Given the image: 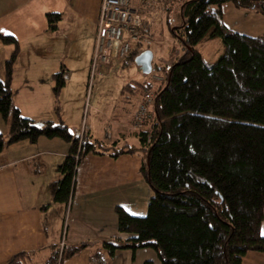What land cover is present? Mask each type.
I'll return each mask as SVG.
<instances>
[{
    "label": "trees",
    "instance_id": "obj_1",
    "mask_svg": "<svg viewBox=\"0 0 264 264\" xmlns=\"http://www.w3.org/2000/svg\"><path fill=\"white\" fill-rule=\"evenodd\" d=\"M165 1L179 3L181 22L171 31L186 54L164 66L155 64V69L167 72L158 90L151 81L123 87L127 97L152 93V110L144 126L135 130L140 145L111 153L143 155L140 171L154 192L148 212L133 215L116 206L119 230L127 238L100 244L82 241L62 250L53 244L41 264H63L84 249H90L93 264H107L122 248H153L161 264H244L249 251L264 252V36L231 29L223 14L224 3L232 2L264 15V0ZM61 19L60 13H48L49 28L58 29ZM215 39L221 40L222 52L209 61L202 48ZM0 41L14 45L5 62V78H0V114L9 125L7 136L0 132V152L40 137L69 142V152L57 167L58 178L49 187L55 202L70 204L84 157L105 153L113 145L92 140L89 133L73 134L61 118L39 125L24 116L13 102L12 86L20 46L13 35L0 33ZM142 44H134L124 61H135ZM52 78L59 114L65 69ZM32 255L20 252L7 264H27Z\"/></svg>",
    "mask_w": 264,
    "mask_h": 264
},
{
    "label": "crops",
    "instance_id": "obj_2",
    "mask_svg": "<svg viewBox=\"0 0 264 264\" xmlns=\"http://www.w3.org/2000/svg\"><path fill=\"white\" fill-rule=\"evenodd\" d=\"M158 1L133 0V3L142 7L150 4L154 8L159 5ZM101 2L0 0V33L15 36L20 46L13 72V102L24 116L37 124L61 118L73 134L80 135L85 71L94 51ZM48 13L61 14L58 29L49 28ZM223 14L225 24L231 29L264 36L263 14L236 7L232 2L224 3ZM144 25L145 20L142 35L152 39ZM154 43L152 71L161 61L156 54L162 50L161 43ZM12 49V45L0 41V78H5V62ZM145 49H153V46L148 48L142 44L141 52ZM124 60L113 66H123L127 63ZM62 67L66 83L59 98V115L55 109L52 76ZM125 85L121 88L120 99L127 103L133 101V105L119 109L114 104L112 115L102 118L99 114V119H103L102 129L97 128V118L92 116L88 125L92 140L105 141V146L114 147L105 153L91 152L84 157L77 169L75 193L70 204L55 202L49 187L58 178L57 167L69 152V142L59 137H40L37 142L20 141L0 152V264H7L20 252L33 254L27 264L43 263L52 253L51 246L57 244L62 235L67 214L69 222L65 236L68 244L82 241L100 244L127 238L128 235L119 230L116 206L124 207L133 215L147 214L154 192L140 171L143 155L140 152L121 153L117 157L111 154L125 145H140L136 131L127 126L143 97L124 96ZM0 132L4 136L9 132L8 122L1 114ZM132 135L134 143H126ZM261 229L264 235V218ZM91 254L90 249H84L63 264H93ZM147 260L161 264L157 252L150 247L135 252L118 249L107 264H144ZM244 264H264V252L249 251L244 256Z\"/></svg>",
    "mask_w": 264,
    "mask_h": 264
},
{
    "label": "rangeland",
    "instance_id": "obj_3",
    "mask_svg": "<svg viewBox=\"0 0 264 264\" xmlns=\"http://www.w3.org/2000/svg\"><path fill=\"white\" fill-rule=\"evenodd\" d=\"M158 2L159 5H156L154 8H151L150 4L143 5V18L145 20L144 29H147L146 32L151 35L153 39L152 40L150 38V45L153 46V51L155 50L154 42L161 43L162 50L161 53L156 54V58L161 60L158 65L164 66L170 61H176L184 57L186 54V50L183 49L181 43L176 37L173 36L171 31V26L178 25L181 22L179 3L167 2L165 0H159ZM125 38H127V36ZM136 43L137 42H135V44ZM152 43H154V45ZM10 45L13 46L12 50H14V45ZM202 52L206 59H208L209 61H214L222 52L221 40L215 39L207 42L202 48ZM12 53L13 51L11 52V54ZM92 58L93 53L89 60L90 64L85 71L87 78L85 82L81 125H83L84 120L88 122L87 125H90L93 118L92 116H94L95 118H97V121L95 123L97 128L102 129V127H104L102 118L105 115H112L111 111L114 109V104L118 105L117 108L119 109H121L124 105L130 106L134 104L133 101L127 103L120 99V91L124 84L130 83L131 81H151L152 88L156 91L163 85L162 80L158 79V76L161 77L167 75L166 70L163 69H154V71H152L151 73H146L143 71L140 65L130 60H127V63L119 68L113 65H109L107 67H102L100 65L95 66L93 65ZM15 65L16 64H14V69ZM71 66H73V64H71ZM94 112H97V115ZM99 114L102 116L101 119H99ZM132 139H135L134 135H132L131 138L128 137L125 142L134 143ZM107 142L111 143L110 140H107ZM67 220L69 222L68 214L67 216H65L64 222H66ZM64 226L66 227V223H64L63 225L62 235L57 243L60 250H62L66 245H69L66 241V236L64 238ZM63 241L65 242V244L63 247H61Z\"/></svg>",
    "mask_w": 264,
    "mask_h": 264
},
{
    "label": "built area",
    "instance_id": "obj_4",
    "mask_svg": "<svg viewBox=\"0 0 264 264\" xmlns=\"http://www.w3.org/2000/svg\"><path fill=\"white\" fill-rule=\"evenodd\" d=\"M143 12V7L135 5L133 0H102L95 35L93 65L107 67L119 64L132 50L135 42L142 41L145 44H151V39L141 33L144 24ZM126 36L127 38H125ZM158 79H162V77L158 76ZM153 98L152 93L145 94L134 111L132 122L127 128L138 130L144 126ZM87 133L88 125L84 120L80 135L84 136ZM65 223L64 238L68 228V220ZM64 244L63 241L61 247Z\"/></svg>",
    "mask_w": 264,
    "mask_h": 264
},
{
    "label": "water",
    "instance_id": "obj_5",
    "mask_svg": "<svg viewBox=\"0 0 264 264\" xmlns=\"http://www.w3.org/2000/svg\"><path fill=\"white\" fill-rule=\"evenodd\" d=\"M153 58V50L145 49L136 56L135 62L142 67L144 72L151 73L153 70Z\"/></svg>",
    "mask_w": 264,
    "mask_h": 264
}]
</instances>
